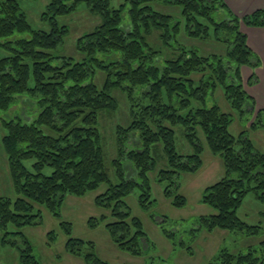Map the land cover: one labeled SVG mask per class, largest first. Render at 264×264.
Listing matches in <instances>:
<instances>
[{
	"label": "trees",
	"instance_id": "trees-1",
	"mask_svg": "<svg viewBox=\"0 0 264 264\" xmlns=\"http://www.w3.org/2000/svg\"><path fill=\"white\" fill-rule=\"evenodd\" d=\"M111 1L49 0L40 16L50 25L45 31L31 28L20 12V0H0V39L13 33L30 34L29 39L0 42L6 51L0 56V112L8 111L15 97L25 93L39 95L41 107L29 123L19 118L0 120L5 131L1 145L17 195L14 201L0 196V230L5 231L0 243L17 247L19 264L42 263L32 254L22 233L6 231L8 226L37 223L39 214L33 213V203L59 216L66 194L82 197L101 184L107 188L95 197V203L109 209L114 218L105 224L111 241L121 251L141 255L140 245H148V239L140 220L130 216L123 201L138 184L130 177L140 179L138 203L147 211L154 202L147 178L153 167L150 147L161 143L167 167L159 170L158 181H169L163 195L172 205L182 206L185 198L177 193L176 179L180 173H195L200 168V133L210 151L219 156L224 176L206 187L200 199L215 213L200 216L191 232L221 229L246 236L259 233L258 226L247 225L235 211L250 190L264 202V154L254 149L244 132L232 136L228 131L231 116L209 101L220 87L232 109L243 114L249 104L248 109L253 111L254 102L242 85L240 68L257 69L260 60L248 46L241 25L264 30V8L237 16L223 0H124L118 8H112ZM81 2L100 19L92 31L76 39L75 49L82 59L75 62L70 57L52 56L50 51L68 32L56 18L74 13ZM156 3L180 7V17L157 11ZM181 30L190 38L225 44L224 52L199 54L179 44L176 36ZM51 60L60 62L52 66ZM95 68L105 72L101 86L92 82ZM255 78L252 72L246 83ZM143 86H148L142 93L147 103L134 109L132 88ZM116 88L126 90L131 106L130 122L115 127L116 157L110 165L117 182L113 184L98 121L101 113L116 108L111 93ZM262 111L264 108L257 111V116ZM177 126L183 129L192 153L176 152ZM28 159L33 160L31 171L23 165ZM123 160L133 169L131 176H127L128 165L124 166ZM46 166L51 168L49 175L42 173ZM105 218L91 217L87 223L96 226ZM60 225L70 233V223L63 221ZM161 231L169 242L182 245L175 233L165 228ZM48 236L53 239L51 232ZM65 251L82 258L85 264H107L93 253L92 242L68 238ZM215 260L219 264H264V241L257 249L245 252L221 249Z\"/></svg>",
	"mask_w": 264,
	"mask_h": 264
},
{
	"label": "rangeland",
	"instance_id": "rangeland-1",
	"mask_svg": "<svg viewBox=\"0 0 264 264\" xmlns=\"http://www.w3.org/2000/svg\"><path fill=\"white\" fill-rule=\"evenodd\" d=\"M48 2L49 0H20V12L24 14L32 29L49 31V23L44 22L40 17ZM122 3H124V0H112L110 6L118 8ZM154 8L163 14L180 17V7L178 6L156 3ZM123 17L125 20L127 19L126 10L123 13ZM56 20L59 25H65L68 28V32L62 42L50 53L53 54L52 56L70 57L75 62L80 61L83 56L75 49L76 39L92 31L99 24L100 19L92 15L85 3L81 2L74 13L59 16ZM241 30L245 35L248 34L247 37L253 43L258 42L261 37V33L258 35L250 34L251 30H257L255 27L241 25ZM29 38V33H13L7 38H1L0 42ZM176 40L179 44L194 49L199 54H221L225 49V44L190 38L185 36L182 30L177 34ZM252 51L255 52L253 49ZM5 53L3 46H0V56ZM98 58H101V56L98 55ZM262 59L261 57L259 58L260 64L258 67H261V61L262 63L264 61ZM59 62L58 60H51L52 66L58 65ZM247 70L248 74H246ZM252 72L256 78L253 82L247 84V78ZM240 75L245 91L252 98L249 93L251 90L253 91L255 86L260 84L259 74H257L256 69L253 70L248 66H242ZM105 77L103 70L95 68L92 82L97 86H101ZM123 86H126V84L124 83ZM147 89L148 86L132 88L131 94L135 105L134 109L147 103V96H142V93L147 91ZM111 93L117 106L114 110H107L99 115L98 127L103 138L102 143L106 154L109 178L111 183L114 184L117 179L110 161L116 157L114 147L115 127L117 125L126 126L130 122L131 102L127 98L126 90L116 88ZM25 94L16 96L8 111L0 112V120L19 118L21 122L29 123L39 113L41 110L38 101L39 95L29 96ZM253 102V111L248 109L250 105L246 104L244 113L240 114L229 106L223 95V90L218 87L212 98H210L209 104L218 105L222 112L231 116L232 122L228 127V131L232 136L237 137L239 133L244 132L254 149L264 154V111L257 116V111L264 108V104L261 107H256L254 99ZM253 122H255V125H253ZM4 134L5 131L0 126V196L14 201L17 195L13 189L9 174L7 156L1 145V137ZM198 136L199 144L202 147L200 168L195 173H180L176 179L179 185L177 193L185 198L182 206L172 205L171 200L163 195L164 187L169 181H158L159 170L167 167L161 143L150 147L153 167L147 173V178L151 200H154V202L147 211L142 210L138 203V196L142 191L138 185L140 179L136 175L130 177L138 184L123 198V201L130 216L140 220L148 239V245L143 242L140 245L143 252L139 256H133L128 252L119 250L111 241L105 229V224L114 221V218L110 216L109 209L98 206L95 203V197L106 190V184L99 185L96 190L87 192L82 197L66 194L60 205L59 216H54L43 206L33 203V213L39 214L38 222L20 228L8 226L6 231H20L30 244L32 254L42 264H85L82 258L66 253L65 242L68 238L92 242L93 253L107 264H219L215 258L221 249H226L233 253L257 249L260 242L264 241V202L257 198L253 190L245 194L240 206L235 211V215L247 225L258 226L260 228L258 234L246 236L239 231L221 229L191 232L200 216L215 213L214 209L201 203L200 199L206 187L216 183L224 176V168L219 156L210 151L201 133ZM174 146L179 154L187 155L192 153V147L186 141L184 131L179 126L174 128ZM122 163L124 166L128 165L126 167L127 176H131L134 173L133 169L126 160H123ZM32 164V159L23 160V165L30 171L32 170ZM42 173L49 175L51 168L48 166L44 167ZM103 215L106 216L103 222L96 226L88 225L89 218H100ZM150 215H153L154 218H151ZM164 218L166 221L162 222ZM63 221L70 223L69 234L65 233L61 228L60 223ZM162 228L175 233L176 240H181L182 245L169 242L163 235ZM4 232V230H0V238L4 236ZM50 232L53 236L52 240L48 236ZM13 239L18 241L19 238L13 236ZM0 264H19L17 247L0 243Z\"/></svg>",
	"mask_w": 264,
	"mask_h": 264
},
{
	"label": "crops",
	"instance_id": "crops-1",
	"mask_svg": "<svg viewBox=\"0 0 264 264\" xmlns=\"http://www.w3.org/2000/svg\"><path fill=\"white\" fill-rule=\"evenodd\" d=\"M227 7L237 16H243L252 13L254 10L264 8V0H223ZM244 28V27H243ZM247 29V28H244ZM243 29V31H244ZM261 33V37L258 42L253 43L246 35L247 44L253 49L255 54L264 59V30L258 29L251 30V35H258ZM255 44V45H254ZM258 56V57H259ZM259 57V58H260ZM262 59V60H263ZM257 74H259L260 84L253 88V91L249 93L255 100V106L261 107L264 104V61H261V67H257ZM248 74V70L246 72Z\"/></svg>",
	"mask_w": 264,
	"mask_h": 264
}]
</instances>
